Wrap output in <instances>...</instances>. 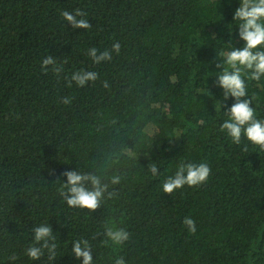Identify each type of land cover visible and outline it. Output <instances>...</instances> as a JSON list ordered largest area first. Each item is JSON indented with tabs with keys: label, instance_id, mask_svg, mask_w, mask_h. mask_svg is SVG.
Returning <instances> with one entry per match:
<instances>
[{
	"label": "trees",
	"instance_id": "obj_1",
	"mask_svg": "<svg viewBox=\"0 0 264 264\" xmlns=\"http://www.w3.org/2000/svg\"><path fill=\"white\" fill-rule=\"evenodd\" d=\"M239 6L0 0V264H52L46 249L39 260L27 255L32 229L45 223L56 236L53 264H82L71 248L83 239L94 264L121 256L127 264H264V150L244 136L235 144L222 130L234 98L223 100L215 83L223 53L245 44L233 19ZM76 9L91 28L73 29L61 16ZM93 47L97 55L109 50L111 60L95 63ZM48 55L59 74L41 70ZM81 70L97 80L78 86L71 76ZM249 76L248 98L264 120V76ZM201 162L211 168L207 182L163 192L182 163ZM66 170L103 181L120 175L109 188L118 195L95 212L70 207L59 194ZM106 225L124 228L128 241L112 243Z\"/></svg>",
	"mask_w": 264,
	"mask_h": 264
},
{
	"label": "clouds",
	"instance_id": "obj_2",
	"mask_svg": "<svg viewBox=\"0 0 264 264\" xmlns=\"http://www.w3.org/2000/svg\"><path fill=\"white\" fill-rule=\"evenodd\" d=\"M61 16L72 26L73 29H89L92 25L89 19L85 18L87 13L76 9L75 13L62 11ZM234 20L241 21L238 35L245 42L242 48L232 47L231 51L223 53L222 63L216 64L217 68L223 70L216 75V85L223 90V100L229 97L234 98V103L227 108L224 113L229 117L221 125L222 130H226L233 143L240 144L242 136L246 137L252 144L264 150V120L256 117L255 109L252 107V99L248 98L247 85L244 76L250 72L249 79L259 81L264 76V0H240V6L236 9ZM120 44L114 43L112 50L120 53ZM88 55L97 64L102 61L111 60V52L104 50L97 55L95 47L89 49ZM220 57V56H219ZM227 65V67H225ZM49 66L52 71L59 74L62 68L57 66L56 59L48 55L41 65V70L47 72ZM98 73L94 71H77L71 76V81H75L78 86H85L89 81H96ZM70 86V84H69ZM105 88L108 83L103 82ZM63 103H70V99L65 97ZM220 109L224 107L222 103ZM116 157L112 163H117ZM111 167V165H109ZM150 172L158 174L159 169L152 163ZM211 174V168L205 162L199 164H181L174 176H170L163 183V192L172 194L175 190L189 187H198L207 182ZM50 176H55L53 170H49ZM67 178V183H63L59 189V194L66 201L67 205L73 208L87 209L95 212L106 199H112L118 195L110 185H118L121 181L120 175H113L109 181H103L96 173L81 172L80 170H66L61 173ZM183 224L187 226L191 233L196 232L195 221L186 217ZM34 244L27 249V255L32 260H39L45 249L48 253V260L52 262L56 259V236L49 223L41 224L32 229ZM104 235L112 243L121 245L129 239V232L124 228H113L105 226ZM105 240V243L108 242ZM39 245V246H37ZM72 253L77 259L82 258V264H94L92 248L87 239L75 240L72 242ZM15 259V257H11ZM115 264H127L123 256L115 260Z\"/></svg>",
	"mask_w": 264,
	"mask_h": 264
}]
</instances>
